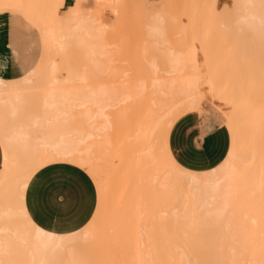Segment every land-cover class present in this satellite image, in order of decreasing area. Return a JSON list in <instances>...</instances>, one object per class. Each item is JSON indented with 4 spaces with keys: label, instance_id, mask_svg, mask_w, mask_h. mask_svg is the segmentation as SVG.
Segmentation results:
<instances>
[{
    "label": "bare ground",
    "instance_id": "1",
    "mask_svg": "<svg viewBox=\"0 0 264 264\" xmlns=\"http://www.w3.org/2000/svg\"><path fill=\"white\" fill-rule=\"evenodd\" d=\"M126 1L129 4L133 3L128 0H93L96 9L103 11L105 7H109V12L114 14L116 22L123 15H128L124 9H128L130 5L128 6ZM209 1L211 0L207 1L208 6L203 1L201 2L204 4L199 6L200 0L195 5L190 1L189 6L192 5L189 10L196 13V19L199 15L208 19V16L212 15H208L210 11L215 13V18L219 19L220 14L217 12L225 6L218 8ZM232 1V6L237 7L231 8L230 6L229 11H225V13L228 12L229 17L224 16L225 13L222 10L219 11L220 17L222 19L231 17L234 21L231 20L230 24L235 22L236 30L244 32L242 34H245L247 30L253 34L254 63H257L264 72V45L261 42L259 28L261 0ZM143 2L144 0L140 4ZM154 4L148 5L147 8L143 7L145 13L143 16L147 18V22L145 19L144 22L146 23V34L149 35L148 41L152 40L148 42V45L150 44L149 46L159 51L157 54L159 59L152 58L146 62L147 65L153 66L152 69L148 66L151 73L155 74L161 70L163 76L166 77L159 79V76L155 74L154 77L152 76L154 79L149 78V82L139 80L133 81L134 83L120 79L122 83L119 86H111L105 83L103 77L105 70L107 74L114 71L110 67L111 58H107L109 52L105 48L108 46L104 43L108 34V32L105 34L108 31V25L102 22L101 18L95 17V8L82 7L83 14L74 18L71 27L66 28L62 21L52 20L53 4L44 3L41 17L48 23L44 28L49 33V37L57 36L61 39L71 34L69 36V38L73 37L71 45L80 50V55L84 59L83 64L86 65L83 66L84 70L82 68L83 74L81 72L80 75L76 74L72 77L85 85L73 90L61 89L57 83L59 80L60 82L65 81L67 75L64 74L66 77H63L50 56L41 60V66L48 71L49 78L44 85L38 84L33 91L29 89L32 82L29 72L13 80H6L0 76V148L2 154L0 244L12 239L21 247H27L22 244L26 238V224L22 218L17 216L18 210L7 195L11 186L12 169L9 167L6 173L3 160L6 132L9 138H18L19 132L5 129V119H12L15 113L17 118H22L26 125L43 128L45 134L31 148L45 151L55 147L71 146L81 140L85 141L86 145L100 143L101 138L106 139V130L110 126L105 110L122 104L125 107L124 117L127 112L135 111L134 107L140 113L137 123L132 126L126 138L128 141L124 149V157L117 163L120 168L126 167L129 179L135 177L132 186L128 184L119 193L118 199L122 203L123 211L109 216L106 225L107 236L101 235L95 240H90L86 249L62 250L53 254L50 247L49 258L61 260L63 264H72L77 259L104 261L105 264H112L113 261L117 264H139L141 260H144L151 264L153 260L160 262L171 260L176 255L174 245L179 244L184 249L179 255L191 258L193 261H213L219 264H261L264 260V205L261 203L260 194V174L262 164H264L260 153L262 130H264V93L255 89L256 85L264 84V77L247 76L246 86H239L243 78L246 79V77H241L239 72L228 77L231 83L225 80L224 83L222 81L218 83L216 73L212 74L214 72L211 73L213 76L209 75L207 79H204L200 75L201 62L197 60L195 47L194 49L188 47L189 51L188 48H183L187 50L184 52L183 49L179 51L168 46L164 29L161 27L162 15L154 10ZM192 6L194 11L191 10ZM209 6H211L210 10L207 11ZM65 12L58 17L63 18ZM188 13L186 14L188 16L194 15ZM132 14L130 15L133 16L132 18L137 15ZM191 17L188 21L194 18ZM199 18L198 21L193 19L189 22L192 24L200 23L201 20L204 22L209 20L203 18L199 20ZM115 21L113 24L116 25ZM231 25L230 30L233 31ZM228 28L225 27L224 30ZM232 31L231 33H234ZM234 34L236 35V31ZM60 45L58 44L61 48ZM186 68L188 73L184 74ZM91 80L92 84H90ZM67 105H76L84 109L85 114L95 120L90 125L93 133L87 131V128L82 125L77 126L75 122L68 124L73 132H64L59 117L67 115L64 111ZM222 106L227 108V112L224 111V113L221 110ZM187 107H194L195 111L186 112L181 117L189 113L212 111V116L225 126L229 134L228 147L231 145V135L226 117L231 114L232 125L238 131L242 143L251 146V151L241 154L246 161V167L241 169L242 176L235 181V184L240 186V195L228 202V212L222 216L218 215L223 202L218 198L219 190L216 188L215 178L201 177L198 180L185 181L167 174L162 164L146 167L149 163L148 154L152 149L153 129L171 114ZM19 148L23 150L24 145L20 144ZM9 164H11V153H9ZM138 168L145 171L143 178L137 175ZM191 172L194 175L202 173ZM141 239L143 246H141ZM31 243L32 241L29 240V245ZM33 252L34 250L28 254L22 253L18 258L25 261L39 259V253L33 254Z\"/></svg>",
    "mask_w": 264,
    "mask_h": 264
},
{
    "label": "snow or ice",
    "instance_id": "2",
    "mask_svg": "<svg viewBox=\"0 0 264 264\" xmlns=\"http://www.w3.org/2000/svg\"><path fill=\"white\" fill-rule=\"evenodd\" d=\"M33 7L35 6L25 4L23 0H0V14L11 20L14 31L25 29L33 35L37 45H46L49 33L34 14L27 11ZM259 7L261 9L259 28L261 42L264 45V0H261ZM82 14V6L77 2L72 8L66 10L62 23H71L74 18ZM225 15H228V12ZM194 111V107L177 111L153 129L152 149L148 154L149 163L146 167L162 164L167 174L185 181L198 180L201 177L215 178L216 188L219 190L218 198L223 202L218 215L222 216L228 212V202L240 195V186L235 184V181L242 176L241 169L246 167V161L241 154L251 151V146L242 143L238 131L232 125L231 114H229L226 120L229 124L231 145L227 148L226 155L222 156L215 166L207 165L204 172L194 175L183 166L180 157L175 155L169 147V137L175 121L186 112ZM204 120L205 117L201 115L198 120L194 121L189 139L194 136L196 142L199 143L201 139L207 137L213 123L212 114L210 113L207 117V123H202ZM4 127L7 130L19 132L18 138H9L6 132L3 160L5 172H8L9 167L12 169L11 186L7 195L18 210L17 216L22 218L26 224L27 233L22 244L27 247H21L12 239L0 244V264H63L61 260L49 258L50 247L53 254L62 250L86 249L90 240H95L101 235L107 236L106 225L109 216L123 211L122 203L118 199V186L122 180L128 179L121 175L120 165L116 164V158L110 152V139L101 138L100 143L91 145H86L85 141L81 140L71 146L37 151L31 146L38 143L39 138L45 134L43 128L26 125L24 120L17 118L15 113L12 119H5ZM20 144L24 145L23 150L19 148ZM9 153H11V164H9ZM260 153L264 161V130H262ZM47 172H52L59 177H62L64 172H71L79 192L77 196L72 190L66 193L60 191L59 187L56 190V194L61 196V216L72 223V227L64 229L60 235L46 230L39 219L28 213L25 205L29 187L41 180ZM137 175L143 178L145 171L138 168ZM134 180L135 177L129 179L130 186ZM92 188H94V193L89 200L84 193ZM260 194L261 203L264 205V164H262L260 174ZM51 204L52 207L56 206L54 198ZM37 207L43 210L40 204ZM66 213L69 215H65ZM29 240L32 241L30 245ZM141 246H143L142 239ZM174 247L176 255L171 260L166 262L153 260L151 264H219V262L193 261L191 258H185L179 255L184 251L183 247L179 244H175ZM33 250V254L39 253V259L25 261L18 258L22 253L28 254ZM72 264H105V262L77 259ZM112 264H117V262L113 261ZM139 264H148V262L141 260ZM261 264H264V260Z\"/></svg>",
    "mask_w": 264,
    "mask_h": 264
},
{
    "label": "rangeland",
    "instance_id": "3",
    "mask_svg": "<svg viewBox=\"0 0 264 264\" xmlns=\"http://www.w3.org/2000/svg\"><path fill=\"white\" fill-rule=\"evenodd\" d=\"M128 1L133 2L134 5L133 3L129 4L126 1L128 6L130 5L129 7L127 6L128 9L124 7L125 8L124 10L128 15H123V17L119 18L116 22L114 19L115 18L114 14L109 12L110 10L109 7L107 8L105 7L106 9L104 8L103 11L96 9L93 0H87V1L86 0H44V1L37 0L36 2L35 0H28L29 3L27 2V0H23V2H26L25 4H30V5L35 6V8H33L34 10L28 9L27 11L34 12L31 14H34L35 18L41 23L43 27L47 26L48 24L47 21L41 17V15L43 14L42 11H44L42 7H44L43 5L45 2H49L53 4L54 6V12H53V15L51 16L52 20L54 19V21H62V18L61 17L59 18L58 16H60L67 9L72 8L77 2L79 4L81 3L82 7H89V6L94 7L95 17L101 18L102 19L101 21L108 25V28H107L108 31L105 32V34H107V32L108 34L105 37L106 39L104 38L108 44L104 40L103 41L108 46L105 48L109 52L108 53L109 57L107 56V58H111L110 62L111 61L112 62L110 63V67H112L114 71L109 72L107 74L105 70L106 73L104 72L105 76L103 77L105 78L104 79L105 83L110 84L111 86L112 85L119 86L122 83V80L124 79H125L124 81L126 82L131 81L132 83L133 81L136 82L139 80L141 81L144 80L146 82H149L148 80L152 79L155 74L157 77L159 76L158 77L159 79L166 77V76H163L164 74L161 70H159L158 73H155V74L151 73V71L148 70L149 69L148 66L151 69L153 68V66L151 67L150 64L147 65V62H146L148 59H152V58L159 59V56L157 55L159 54V51L156 48L154 49L151 46H149L150 44L148 45V42L149 41L152 42V40L148 41L149 35L146 34V26H145L146 25L145 22H147V18L145 19V17L143 16L144 8H147L148 5L149 6L152 5V3L153 4L155 3L154 10L162 15L161 27H163L164 29L165 39H166L168 46L173 47L175 48V50L177 49L179 51H181L180 49H183V48L186 49L188 47H191V48L193 47L194 49L195 47L196 48L195 51H197L196 52L197 60L201 62V69L199 68L201 71L200 75H202L204 79H207L206 77H209V75L213 76L216 73L217 75L215 74V77H217L216 79H218V83H220L221 81L222 83H224V80L227 83L228 81L231 83V80L228 77H231L232 75L239 72L241 77H246V79L243 78V80L239 83V86H246L247 76H254V77L260 76L261 78L264 77L263 70L258 66L257 63H254L255 59H254V56L252 55L253 51L255 50L254 46H252L253 34L249 32V30H247L245 34H242L244 32L241 33L240 30L238 29L236 30L235 22L232 23V25L234 24L233 25L234 28H233L230 22L231 20L232 21L234 20L231 17L230 19L227 18L228 20L224 18L222 19L220 17L221 13H219V11L222 10L225 13L226 10L229 11L230 6L231 8L233 7L232 0H213V1L211 0V2L209 1L211 4L213 3V5L218 6V8L219 6L220 7L225 6L221 10L218 9L219 10L218 12L216 11L217 14H220V16L217 15L219 16V19L215 18L214 17L215 13L210 11L208 15H211V14L212 15L211 16L206 15L208 16L209 20L205 16L202 17V15L198 14L199 16H201L200 18L198 16L199 20L203 18L205 20H208V22L207 21L204 22L203 20H201L200 23L196 22L192 24L190 23L192 22L191 20L194 19L198 21V18L197 19L195 18L197 16L195 15L196 13L191 12L189 10L190 9L189 7L192 4L195 5V3H197L199 0H173V1L170 0V2L168 0L166 1L165 0H146V1L144 0V2L146 3L143 2V4H140L142 0H131V1L128 0ZM171 1H172V4H171ZM190 1L192 4L189 6ZM201 1L206 2L205 5H207L208 0L206 1L200 0V3L198 4L199 6L200 4H202ZM125 5L126 4H124V6ZM143 5H146V6H143ZM172 5L173 7H177V8H173ZM210 7L211 6H209V9H207V11L210 10ZM192 8L193 6L191 7V10ZM35 12L37 13L38 16L36 15ZM187 12H189L188 14L193 13L194 15L188 16L186 15ZM203 12L204 11H202V13ZM132 13L134 14L136 13L137 14L135 15L136 17L134 16V18H132L133 16L132 17L130 16V15H133ZM224 13L222 14L224 15ZM174 14H175V17H174ZM0 15H3V14H0ZM190 16L194 18L189 19L190 21L189 22L188 18ZM141 17H144V18H141ZM144 19L146 20L145 22H144ZM114 21L116 25L113 24ZM63 25L66 28H70L72 23H63ZM227 25L229 28L227 27ZM230 25L233 31L230 30ZM225 27L228 28L230 32L228 29L224 30ZM111 29H113V31ZM234 30L236 31V35L234 34L235 33ZM196 31L198 33H196ZM231 31L234 33H231ZM201 32L203 34H201ZM70 35L71 34H69V36ZM66 36L67 37H62L61 39H59V37L57 36H54V37L48 36L47 44L46 45L41 44V53H40L39 60L37 64L34 66V68L29 71V75L32 79V82L30 85L29 84L28 85L30 86L29 89L31 91L36 89V86H38V84L44 85V83L48 80L49 78L48 71L45 70L41 66V62H42L41 60L47 57L49 58V56H50V59L55 61V65L58 67L63 77L65 78L66 77L65 75H67V78L65 79V81L63 80L62 82H60L59 80V82L57 83L58 85H60L61 89L69 88L70 90H73V89H77L83 86L84 83L80 84V81L79 82L76 81L74 77L72 76L76 74L80 75V73L82 72V68L83 70L85 69L84 67L86 65L83 64L84 59L80 55V50H78L77 48L71 45L73 42V39H72L73 37L71 36L69 38L68 34ZM51 38H54V39H51ZM58 44L59 45L61 44L60 46H62L61 47L62 49L58 46ZM178 47H181V48H178ZM157 48L159 49V46ZM184 49H183L184 52L187 51ZM188 51H189V48H188ZM149 61H152V60H149ZM161 66L163 68V65ZM159 67L157 68L160 69ZM215 69H217V71ZM184 72H185L184 74H186V72L188 73L187 68L184 70ZM205 72H207L208 74ZM120 79L122 80L120 81ZM131 83L129 82V84ZM90 84H92V80L90 81ZM255 89L264 93V84H261L260 86L256 85ZM124 108H125L124 105L119 104L115 107L108 108L105 110L107 119L110 122V126L106 130V140L110 139V142H111L110 152L112 156L116 158V164L119 163L124 157V149L126 148V142L128 141L126 138L130 134L132 126H134L137 123L138 117L140 115V113L136 111L137 110L136 107H134L135 111L127 112V115L124 117V114H123ZM221 110L223 112L224 111L227 112V108L224 106L221 107ZM64 111L67 113V115L65 114L64 116L59 117V122L63 126L64 132L66 133L73 132L71 127L68 125L71 122H75L77 126L82 125L84 126V128H87L86 129L87 131L92 132L90 125L95 120L90 119V115H86L84 112V109L77 107L76 105H67ZM204 112L212 113V111L211 112L204 111ZM121 175L128 177V172L125 166L121 167ZM128 181H129V177L128 179H124L121 181V183L118 186L119 193H121L120 191L124 187H127V185L129 184Z\"/></svg>",
    "mask_w": 264,
    "mask_h": 264
},
{
    "label": "crops",
    "instance_id": "4",
    "mask_svg": "<svg viewBox=\"0 0 264 264\" xmlns=\"http://www.w3.org/2000/svg\"><path fill=\"white\" fill-rule=\"evenodd\" d=\"M40 53L41 45H37L31 33L25 29L14 31L11 20L5 15H0V76L6 80L20 78L34 68ZM204 113H189L181 117L175 122L169 137V147L173 153L180 157L183 166L195 172H204L207 165L215 166L222 156L226 155L229 144V135L225 126L214 117L206 138L201 139L199 143L194 136L189 139L194 121L203 115L205 120L202 123L208 122L209 113ZM1 162L0 148V168ZM58 187L62 192L72 190L75 195H79L71 172H64L62 177L47 172L41 180L29 187L25 205L28 213L39 219L46 230L62 234L64 229L72 227V223L61 216V196L56 194ZM93 193L94 188L86 190L84 194L90 200ZM53 198L55 207L51 204ZM38 204L43 210L37 207Z\"/></svg>",
    "mask_w": 264,
    "mask_h": 264
}]
</instances>
